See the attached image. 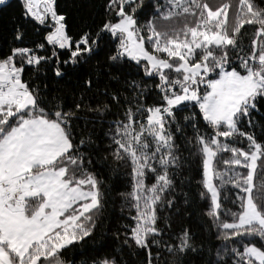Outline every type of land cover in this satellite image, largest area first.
I'll return each mask as SVG.
<instances>
[{"label":"snow or ice","instance_id":"snow-or-ice-1","mask_svg":"<svg viewBox=\"0 0 264 264\" xmlns=\"http://www.w3.org/2000/svg\"><path fill=\"white\" fill-rule=\"evenodd\" d=\"M19 6L0 40V264H183L205 252L197 209L219 242L205 264H264V0L231 21L230 0Z\"/></svg>","mask_w":264,"mask_h":264},{"label":"trees","instance_id":"trees-1","mask_svg":"<svg viewBox=\"0 0 264 264\" xmlns=\"http://www.w3.org/2000/svg\"><path fill=\"white\" fill-rule=\"evenodd\" d=\"M228 2V0H208V3L213 6H219L222 3ZM232 4V8L229 10V20L231 21V17L235 11L237 0H230ZM102 0H61V6L70 8L73 15L77 18L83 17H92L94 16L97 20L100 17L101 8L100 5ZM74 5H79V7H74ZM20 16V6L19 0H10V6L0 11V40L5 38L13 27L14 23L18 20ZM75 77L72 79L70 83H63L61 87L70 88L75 86ZM123 172H121V180H123ZM115 181V177L113 181H109L110 184H113ZM115 191H113L112 195L115 198L116 192L126 191L127 188L120 184L119 182H115L114 184ZM235 189L232 186H226L225 190H222L221 196L222 200H224L226 207L232 208L235 210L232 201L235 199ZM120 204L118 199L114 202L113 205L109 208V222H113L120 215ZM190 223L194 231L197 233V241L198 243L202 242L205 247V252L203 254L197 253H189L185 257H183V264H205L208 258V249H211L213 252L215 248L218 246L219 242L215 239V228H213L206 220V218L200 215V210L197 209L193 214ZM79 259V257H77ZM144 256L135 255L130 257L131 264H143Z\"/></svg>","mask_w":264,"mask_h":264}]
</instances>
